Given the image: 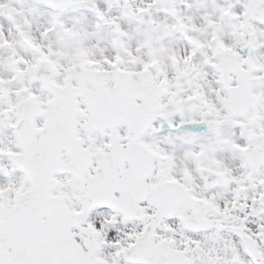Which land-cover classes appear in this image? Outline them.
<instances>
[{
  "label": "snow or ice",
  "instance_id": "6c2138e0",
  "mask_svg": "<svg viewBox=\"0 0 264 264\" xmlns=\"http://www.w3.org/2000/svg\"><path fill=\"white\" fill-rule=\"evenodd\" d=\"M0 264H264V0H0Z\"/></svg>",
  "mask_w": 264,
  "mask_h": 264
}]
</instances>
